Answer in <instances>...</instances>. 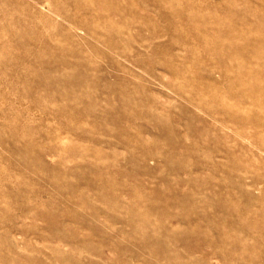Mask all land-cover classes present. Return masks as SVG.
Returning <instances> with one entry per match:
<instances>
[{
    "label": "rangeland",
    "instance_id": "1",
    "mask_svg": "<svg viewBox=\"0 0 264 264\" xmlns=\"http://www.w3.org/2000/svg\"><path fill=\"white\" fill-rule=\"evenodd\" d=\"M0 264H264V0H0Z\"/></svg>",
    "mask_w": 264,
    "mask_h": 264
},
{
    "label": "bare ground",
    "instance_id": "2",
    "mask_svg": "<svg viewBox=\"0 0 264 264\" xmlns=\"http://www.w3.org/2000/svg\"><path fill=\"white\" fill-rule=\"evenodd\" d=\"M257 37H258V35H257ZM262 103V102H261Z\"/></svg>",
    "mask_w": 264,
    "mask_h": 264
}]
</instances>
